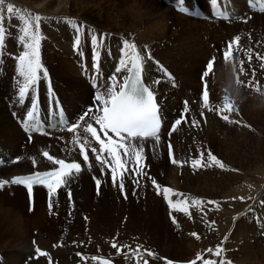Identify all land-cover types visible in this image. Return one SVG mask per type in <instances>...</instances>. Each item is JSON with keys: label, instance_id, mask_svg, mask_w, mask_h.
<instances>
[{"label": "bare ground", "instance_id": "obj_1", "mask_svg": "<svg viewBox=\"0 0 264 264\" xmlns=\"http://www.w3.org/2000/svg\"><path fill=\"white\" fill-rule=\"evenodd\" d=\"M23 1L27 2V0ZM43 1L45 0H35L34 3L32 2L30 4H35L36 2L40 4L43 3ZM80 1L81 0H69V3L75 5ZM85 1L89 2L91 0H83V2ZM199 1V3H197L196 0L190 1L191 4L189 5V7L186 4L185 0H176L173 4L180 2L182 5L179 7H186L190 9L194 7H200L206 10L208 0ZM128 3H130V5ZM67 4L68 2L66 3V5ZM225 4L228 11L231 12L232 17L241 16V23H246V21L251 20L254 16H264L250 11L246 6V0H225ZM124 5H127V7L124 9L121 15L115 16V21L113 20V23L124 21V23L128 22V24H130L129 27L138 26L144 23L150 24L148 17H151V13H149L148 10L143 9V6L145 5L144 0H132L124 3ZM131 9H136L138 11L133 13L135 16H132ZM99 17L100 16L98 15L97 18ZM68 19L70 20V18ZM187 19L199 22L198 20L190 18ZM82 20L83 18L80 17L79 21ZM211 21H213L214 23H220L219 21L215 20ZM108 22H110V20H108ZM84 23L87 24H82L81 22H72V25L68 26L67 28L66 25L65 27L61 26V29L64 31L60 35H57L56 39H52L50 41L51 43H49V45L47 46V50L51 46V49H53L52 55L57 56L59 59L63 60L62 62L64 63L68 61V58L70 56L71 63L75 64L78 61L76 60L77 57H79L80 54H85V51L87 49H90L91 51L95 52V60L92 64H94L95 67L98 68L99 74L104 75V77H108L106 74L110 75L115 73V68L117 65L116 62H120L121 60L118 57L119 48L116 44L117 40L113 38L115 34H113L111 31L112 29H118V31L121 30L122 32L125 27L122 26L123 28H121V26H119L118 24H114L115 26H112L108 23L109 25L106 28H100L99 26L90 24L87 21H84ZM78 26L80 30L77 33V31H75L73 27ZM167 26L170 27L171 22L168 20V18H165V25L163 27L166 29V31ZM162 33H164L163 30ZM77 36L79 37L78 49L76 46ZM93 36L97 38V41H99L101 37H105V39L103 40L102 44H98L93 42ZM10 37L12 36L5 33V42L3 44H0V158L6 163L4 167L5 169L0 168V170L4 169L0 171V180L5 181L17 175H23L33 171L52 168L53 166L50 161L38 157L37 152L42 149H48L47 151L49 152V154L55 159L65 158L68 161L79 160L82 164V168L81 172L77 174L71 182H69L71 190L70 202L69 200H66V198H60L61 200L58 199L63 186L57 191L56 195L52 196L55 204V209H59L61 211L62 217L64 216L63 211L64 213L65 211H71L70 217H68V219L65 218V220L61 219L60 216L58 217V220H53L52 218V222H49V227L50 229H54V227H56V231L43 229L44 225L42 224L44 223H41V221H37L36 223L34 222L32 225L38 227V233L34 244L30 242V239H28V241L24 240V237L28 235L26 233L28 232V230L25 229L26 227H24V224H22L21 220H19L17 211L15 209L10 210V208L8 210L6 208L5 210L0 208V218H2L1 216H5V218H2L1 222L2 226L5 228L4 231H2L3 235H0V247L9 249L8 252H0V264H144L145 260H147L148 264H166V262L169 260L172 261L173 264H188V261L185 263L186 260L192 261L198 254L207 252L206 250L210 248L215 250L217 247L214 248V246H219V243L222 242L220 245V255L218 257L215 255H209V257L207 258L216 261L217 264H220V262H225V260L229 256H232L231 253L227 254L228 257L225 256L226 248L231 247V245L228 244V241L234 242V245L232 244L231 248L234 249V247L237 246L240 249V252L242 251V253L244 254L243 257L245 258V260H249L246 259L249 258V254L254 255L253 259L258 260L259 257L264 259V210L261 211L259 205L261 201L260 197L262 193H264V184L261 186L259 185L260 190L255 195V201L250 204V206L243 209V211L238 215L233 214L234 212H236V209L233 210L234 206H225V209L227 210L225 212H222L224 220L220 221V225H222L223 227H219L217 225L219 220H217L216 218H212L216 217L218 213H209L208 210L206 211V208H208V206L206 205L202 208H199L192 204V200L200 199L202 197H205L206 195L210 196V199H212L213 197H219L218 194L220 189L216 182L222 178H225V176L230 179L229 182L235 179L245 178L244 174L242 176L233 171L232 166L230 169L226 167H224L223 169L217 167H202L199 169H192L190 166V161L192 159L200 158L201 153H203L205 157L204 159L206 161L207 158L205 155H207L210 149H212L210 145L217 144L216 152H219L218 156H224V158L229 160L230 165L233 164L232 152L233 145L235 148V143H232V136H234L235 132L231 134L232 129L237 128L241 135H243L242 137H240L241 141L246 142L248 141L247 128H249L250 125L253 126L252 124H255L256 122L255 117H257V113L255 112V108H253L255 112L254 115L252 114V106L248 107L246 105H243L245 102V96L252 95V92L245 91L246 89L242 92L241 90H238L236 93H239V95H241V98L239 96L238 99H235L229 97V95H232L230 90H224V85H221V87L219 85L216 87V95L219 97L217 98L221 103L219 104V101L218 103L215 102L217 100L216 99L214 100L215 104L208 105V107H204V101L201 102L200 100H195V102H193L194 98L190 92H188L187 94V99H184L187 100V106L189 108V111L186 114L187 122H182L178 126L179 130H181V144H177V146H175L176 144L174 145L173 143V145L177 147L175 149H177L178 151H176L177 156L174 155V158H177V161L180 158V161L183 162V166H181V168H179L180 166L178 167V169H181V175L183 176V178L181 177L182 187H180V189H182L183 191V195H175V198L173 197L174 199L170 197L169 198L173 203H177L178 200H184V198L186 197L188 201L185 203V205H189L191 209L188 217L187 215H183L180 211H176L174 208V210H170V206L167 207L166 210L162 207L161 204L159 205L157 203L159 197H156L157 189L152 184L153 179L155 181L160 180V182L157 184L160 185L161 188L163 185H171L173 187L179 186L177 184L178 181L169 182L167 178L164 179V177H161L162 175H159V178L157 177L160 173H163L164 176L168 174L171 169V163H168L167 158L164 156L165 152L163 146H160L159 144L157 146L153 145L150 147H148V145H143L144 142L150 141H154L155 143H157L156 138L145 140L137 139L132 142L137 150L141 148L143 150V159L140 161V166L142 167L143 174L137 178L138 183L135 181V186L132 184L134 186L132 187L129 185L127 179V177L130 178V173L128 171L124 173V191L128 196L125 199L121 196L122 194H120V180L118 179L115 187H112L110 185V183L113 184L110 179V169L105 170L103 165L97 164L93 161L95 154L93 155L91 148H96L97 152H99V149L91 141L89 142L90 139L88 140L86 138L82 129L69 133L67 131L60 132L55 130L49 132V136L47 137L49 138L48 140L46 139V137L33 136V142L31 144L26 143L25 136L21 133L16 124V119H24L25 113L28 110L36 91L39 93V97L43 102L44 107L46 108L48 105L47 85L49 84L60 98L68 114L70 115V118L80 120V118L87 112H85L84 109L83 112H81L82 110L79 107L81 104H85L84 96L82 94H77L86 93L87 96H92V94L90 93L92 92V89H90L89 87V89H87L85 87V81L82 82L80 80L71 78V76L69 75V70L63 68V66L50 65L49 59H51L52 57H45L46 51L44 52V50H40L42 65V69L40 73H38L40 78L38 79L37 83L29 90V93L26 94L24 101L20 102L19 91L15 90L11 86L7 88V76L5 72L3 73L4 68L2 69L1 66V64H7L6 62H4V57L6 56L7 50L13 48L15 44ZM12 38L18 39L17 37ZM155 39H159V42H163V44L151 45L150 47H153L152 52L147 51L148 49L145 50L146 46H144L143 44H135L133 41H131L130 43H134L137 47V51L141 53L144 76L146 81L151 85L157 95L161 114L164 118H169L176 115L177 112H183L185 106H176V104L178 103H176L174 98L170 95L173 94L171 90L164 89L163 91H166V93H163L162 91V95L168 96H163L161 98V93H159L154 80L158 78L162 83L166 84H171L175 81V77L171 72L173 71V68L169 63H167L166 60L173 59L172 54L174 52L177 53V58H180L186 51L187 43H182V40L179 41L178 38H172L167 36L166 34H162V36L158 35ZM145 42L151 43L150 39L146 40ZM168 44H171V47H165L166 49L163 50L162 46ZM120 45H122L121 42ZM19 46L21 47V49H23L22 42H19ZM43 46L44 44L40 43V48ZM57 52L58 55L56 54ZM156 54L161 55L158 57L159 59L153 60L152 58H149L150 56L152 57V55ZM84 61L85 63L87 62L86 60ZM84 61L82 62V64H85ZM158 61H161L164 65L169 66L170 72L172 74L171 81H169V79L165 78L162 75V70L159 71L158 66L154 65V63ZM119 66L120 65L118 64V67ZM79 71L77 70L76 73H79ZM44 72L47 73L46 77L43 74ZM121 75V79H117L118 83H122L124 76L127 75V70L125 69L120 73H117V76ZM94 76H96L95 73H92L91 77ZM11 80L13 84L22 85L23 78L19 76L17 71L15 75H11ZM64 82L66 83V85H63ZM69 86H71L72 88H69ZM222 87L224 88L223 93ZM177 88L175 90H177ZM230 88L238 89L233 86H231ZM101 89H98L94 93L100 91L102 92L103 90ZM173 96L176 98L178 95L173 94ZM226 96L228 97V102L232 106V112L223 111L225 105L224 98ZM168 97L169 99H163ZM171 98H173V100H171ZM2 99L6 100V103H4ZM193 103L195 104V106L193 105ZM86 106L89 107L88 104ZM80 112L81 114H79ZM173 112L175 113L172 115ZM202 112L204 114L203 117L201 116ZM222 114L230 115L229 119L232 121H238V123L228 124L227 121L222 120ZM193 120L199 121V124L197 126H194L192 123ZM92 121L93 120L89 116L86 117L85 121H78V123H80V125L82 126L84 122L89 123ZM208 121H212L210 123L211 130L205 132V125ZM163 130L164 129H162L158 134L159 142ZM258 140L259 141L256 142V151L254 153L261 156L260 154L264 151L262 148L263 140ZM85 141L89 142L90 144V147H86V149L89 151V153H87L89 156L88 162L80 160L81 155H78L77 152L78 148H80L82 145H85ZM138 143L140 145H138ZM19 144L22 148L17 150L18 153L16 155H13ZM47 151L42 150L41 154ZM179 153H181V155H179ZM251 153L249 152L246 155L244 154L245 159H247L250 156L249 154ZM17 155V164L10 163V157H16ZM102 155L106 160H109L106 153H103ZM121 155H123L122 150ZM124 159L128 160V163L126 165L128 169L133 167L132 163L134 161V158L128 159L127 157H124ZM248 160L250 161V159ZM261 162H263L262 159ZM108 163L110 164L111 161H108ZM246 164L244 163L240 165V169H238L239 173L241 170L246 171L244 169V167H246ZM31 167L34 168V170H32ZM11 168L13 170H11ZM256 169V171L261 169L264 172V163L261 166H256ZM259 173L261 174V172ZM85 175H87V178L85 177ZM263 175L264 174H256V177L254 176L252 177V179H260L263 177ZM91 177H95L94 180L99 179L101 181L99 189L100 193L98 194V196H92L90 192ZM202 178H205V181L207 183L205 184L207 185L206 194L200 193L201 190L199 185L195 186V183ZM251 186H253L252 183L251 185H249V187ZM187 188L189 189L188 191H190V194L187 193ZM18 190H21V188L10 187L9 191H3V193L8 192L6 194V196H8L6 199L10 201L14 200L18 196ZM39 190L40 189H38L37 191ZM132 194L134 195V198L130 197ZM64 197L67 196L65 195ZM247 201L248 197L246 196L242 203H245ZM137 203H139L140 205H137ZM249 211L252 212V214H250ZM26 215L30 216L31 213L27 212ZM251 216H257L255 217L257 219V223H254V218L250 220ZM86 217L87 219H85ZM167 218L172 219L170 220V222L173 221V218L177 219V222H187V224L184 225V228L181 230V232L184 233L181 236L185 235L186 238L177 239V237L166 236L164 238L160 236V239H155V235L158 233L159 229L164 232V224L166 226ZM186 218L188 219V221H186ZM211 221H216V224L214 223V227L212 228L208 227L209 225L212 226V224L209 223ZM12 224L14 225V227L11 228L13 232L9 228ZM85 228L88 229V232H84V230H86ZM193 232L197 233L199 238L191 235V233ZM116 238L118 239V241L119 239L124 240L127 238H133V240L138 241V243L140 242V245L138 247L139 251H136L138 252V254L133 257H127L125 255L119 256V250L112 247V244L116 241ZM164 239L165 244H163ZM2 241H4V243H2ZM206 244H208L207 247ZM227 244L228 246L226 247ZM187 246H189V248H186ZM192 246L195 248V251L193 254H190L189 250L190 248H193ZM37 248L46 252L48 255L40 256L37 252H35ZM149 251L154 255L148 256L147 253ZM189 256L191 258H188ZM80 257H84L86 261L84 263L81 262ZM93 257H95L96 259H93ZM197 264H202V262L198 261ZM225 264H227V262H225Z\"/></svg>", "mask_w": 264, "mask_h": 264}, {"label": "rangeland", "instance_id": "obj_2", "mask_svg": "<svg viewBox=\"0 0 264 264\" xmlns=\"http://www.w3.org/2000/svg\"><path fill=\"white\" fill-rule=\"evenodd\" d=\"M128 1H132V0H91L89 2H86V1L83 2V0H81L79 3L73 5V4L69 3V0H45V1H43V3H40V4H38V2H36L35 4H30L32 2L34 3L35 0H32V1L27 0V2H25L23 0H5V4L0 5V17H4L3 25L5 27V33L12 36V37L18 38V39H14V38L10 37L11 40L15 44H14L13 48L7 50V52H6V56L4 57L5 58L4 62H6L7 64H5V63L3 65L1 64L2 69L4 68L3 73L5 72L6 76H7V78H6L7 88L9 86H11L15 90L19 91V87L21 86V84H17V85L13 84V82L11 80V75H15L17 73V71H18V56L23 51V49H21V47L19 46V42H21V40L19 38L22 35L21 28L23 27V25L21 23H19V21L17 19H13L12 17H10L9 14L7 13L6 9H7V4H9V3H11L14 6V8L18 9L25 16L34 17L36 15H39L41 17V23H40V36H41V41H42L41 43L44 44L46 50L44 49V46L41 47L40 50H44V52L46 51L45 57H48V58L52 57L51 59H49L50 65H52V66H57V65L63 66V68L69 70V75L71 76V78H73L75 80H80L82 82L84 80L81 79V77H80L81 69L79 71V68L81 67V64L84 60L87 61L86 67L88 68V70H90V67H94V65H92V66L89 65L88 62H90L91 60H90V57H88V55L89 54L92 55L91 56V59H92L91 64H92L93 61L95 60V55H94L95 52L93 51L94 52L93 53V52H91L90 49H87L85 51V54H80L79 57H77L76 60H78V61L75 64L71 63L70 56H69V58L67 57L69 62L66 61L64 63V62H62L63 60L59 59L55 55H52L53 49H51V46H50L49 49L47 50V46L49 45V43H51L50 41L52 39H56V36L60 35L64 31L61 29L62 28L61 26L65 27V25H66V28H67L68 26L72 25V22H74V23H80L81 22L82 24H87V23H84V21H87L90 24H95V25L99 26L100 28H102V27L106 28L109 24H111L112 26L114 24L115 25L118 24L119 26H121V28H123L122 26H124L125 29L122 30V32H121V30H119L120 31L119 32L118 29H112V31H111L113 34H115L113 36V38L115 40H117L116 44H117V47L119 48L118 57L120 59H122V57H123L122 47H123V41L124 40H128L129 42L133 41L135 44H137V43L143 44L144 46H146L145 50L148 49L147 51H151V52L153 51V47L152 48L150 47L151 45H162L163 44V42H159L160 41L159 39H155L156 36H158V35L162 36V34H166L169 37L178 38L179 41L182 40V43H187L186 51L180 58H177V53L174 52L172 54L173 59H171V60L167 59L166 60L167 63H169L173 68V71H171V72L175 77L174 82L176 83V85H178L177 90L171 89L169 84L162 83L160 81V79H158V78H156L154 80V83H155L156 87L158 88L159 93H161L160 97L162 98L163 96H168V95H162V91L164 89L171 90V92L173 94L178 95L175 98L173 96V94H170L174 98L176 103L179 104V105L176 104V106L177 107H181V106L184 107L181 104V100L187 99L188 92H190L192 94V96L194 98L193 102H195V100H200L201 102H203V92L205 90L204 87L206 85L207 91H208V97H209L208 105H213V104H215V102L218 103V101H219V99H218L219 97L216 95V87L219 85H220V87H221V85H224L225 89L222 87V93H223V89L224 90H230L232 95L231 96L229 95V97H231V98H235V99L237 98L238 99L239 96L241 98V95H239V93H236L238 90H241V92H242L246 89L245 91L252 92V95L245 96V98H244L245 102L243 105H246L248 107L252 106V114L255 115V112L257 113V117H255L256 118L255 124L251 123L253 126L250 125V127L247 128V130H248V132H247L248 141H246V142L241 141L240 137H242L243 135H241V133L239 132V130L237 128L232 129L231 134L233 132H235L234 136H232V143H235V148L233 145V152H232V158H233L232 159V161H233L232 165L229 164V160L224 158V156L223 157L218 156L219 152H216L217 151V148H216L217 144H211L210 145V147L214 150L213 151L212 149H210L211 153L213 155H215L218 159H220L222 161V163H224L226 168L230 169L232 166L233 171L237 172L238 174H240L242 176H243V174L245 175V178L235 179V180H232L231 182H229L230 179H228L225 176V178H222L216 182L219 189H220L219 194H218L219 197H213V198L211 197L212 199H210L209 198L210 196L206 195L205 197H202L199 199L202 201V204L199 206V208H202L206 205L209 208V209L206 208V211L208 210V212L211 214L212 213H218L216 215V217H212V218L213 219L216 218L217 220H219L217 225L219 227H223L222 225H220V221L224 220L222 212H225L227 210L225 208L228 206H234L233 210L236 209V212H234L233 214L238 215L240 212L243 211V209L247 208L248 206H250V204H252L255 201L254 200L255 195L260 190V186L264 184V180H263L264 175L262 177L263 179L262 178L252 179V177H254V176L256 177V174L257 175L264 174L263 170H261V169L256 171L257 170L256 166L257 167L261 166L264 163V151H263V153L260 154L261 156L254 153L256 151V145H257L256 142L259 141L258 139L263 140V147L262 148L264 150V112H263L264 111V16H261V17L260 16H254L251 20L246 21V23L245 22L241 23L240 20H236L234 22H231L230 24L218 23V22L214 23L213 21H209V20L204 21V22H202V21L197 22V21H191V20L179 15V13H177L174 10V8H172L173 4L168 3V2L174 3L176 0H144L145 5L143 6V9L148 10V12L151 13V17H148L150 24L144 23V24H141L138 26L129 27L130 24H128V22L124 23V21H122L119 23H117V22L113 23L115 16L121 15L123 13L124 9L127 7V5L128 4L130 5V3H128L126 6L124 5V3H127ZM166 1H168V2H166ZM185 1H186V4L189 6L191 4L190 1H192V0H185ZM67 2H68V4L66 5ZM196 2L199 3L200 1L196 0ZM48 4H51V5H48ZM176 5L179 6V5H181V3H176ZM131 11H132V16H135L133 13L138 12L136 9H134V10L131 9ZM98 15L100 16L99 18H97ZM13 16H15V13L13 14ZM80 17L83 18L82 21H79ZM68 18H70V20ZM165 18H168V20L171 22V26L170 27L167 26V31L163 27L165 25ZM108 20H110V22H108ZM73 28L76 31L77 27H73ZM136 28H138V29H136ZM162 30L164 31V33H162ZM237 38H238V40H237ZM148 39H150L151 43L145 42ZM120 42L122 43V45H120ZM153 42H155V43H153ZM229 42H233V51H232L231 55L229 56L228 60H225L223 53L225 50H227V46H228ZM169 46L171 47V44L162 46V48H163V50H165L166 49L165 47H169ZM176 48H178V47H176ZM56 54L58 55V52ZM160 54H162V53H160ZM160 54L159 55L158 54L152 55V57L150 56L149 58H152L153 60H157V59H159L158 57L161 56ZM249 56H251V61H249ZM79 58H80V60H79ZM213 58H215V60H214L212 71L209 72V75L207 77H205V79H202L203 73L207 70V67H206L207 63L210 60H212ZM40 59H41V56H40ZM79 62H80V64H79ZM117 62H116V64H117L116 68L118 67V64L120 65V62H118V63ZM154 65L158 66L159 71L162 70V68H164V67H166L167 69L170 70L169 66L164 65L161 61L155 62ZM77 70L79 71V73H76ZM55 75H56V73H55ZM106 75L111 76V77H113L115 75L117 77V79H121V77H122V75L117 76L116 72L113 74H110V75H108V74H106ZM110 81H111L110 77L107 78L106 84H108V85L105 86V88L101 89V90H103L102 92L101 91L96 92V93H94L93 91L90 92L92 94V96H87L86 93H84V94L78 93L77 94V95L82 94L84 96L85 104H81L82 106L80 105V107H79L82 110L81 112H83V109H86L85 106L87 104L88 105L90 104L91 107H96L93 103L92 97L95 98V96L98 93L106 92L107 88L111 86ZM237 81H239V83ZM22 84H23V80H22ZM63 85H66V83L64 82ZM84 85L87 89L90 88L89 86L86 85V83ZM225 85H227V86H225ZM231 86L236 87L238 89L230 88ZM226 87L227 88L229 87V88L227 89ZM64 88H65V86H64ZM69 88H72V87L69 86ZM163 93H166V91H163ZM215 96H216V98H215ZM249 96H251V97H249ZM173 98H171V100H173ZM28 99H29V97H28ZM163 99H169V97L163 98ZM214 100H216V101L214 102ZM2 101L4 103H6V100L2 99ZM220 103L221 102L219 101V104ZM193 105L195 106L194 103H193ZM243 108H244V106H243ZM253 108H255V112H254ZM81 112L79 114H81ZM174 113L175 112H173L172 115ZM178 113L179 112H177L176 114H178ZM224 115H228V114H224ZM258 115H259V117H258ZM171 117H169V118H171ZM229 117H230V115H229ZM211 122L212 121L206 122L205 132H208L209 130H211V128H210ZM167 123H168V120H167ZM227 123L229 124V122H227ZM178 126H177L175 131H172V128L168 123L167 128L163 133L164 140L162 139V137H161L162 134H161L160 142H157V143L154 142L153 145L157 146L159 144L160 146H163V149L165 152L166 151L165 147L168 151L169 150V144H171L172 153L175 156H177L178 151H177V149H175V148H177L175 146H177V144L178 145L181 144V140H180L181 130H179ZM84 128H85V126H83V129ZM161 142H162V144H161ZM254 142H255V144H254ZM26 143L29 144L30 142L26 139ZM144 143H147V142H144ZM173 143H174V145L175 144L176 145L174 146ZM249 143H250V145H249ZM138 145H140V144L138 143ZM251 146H252V148H251ZM148 147H150V146H148ZM21 148L22 147H20V144H19L18 148L15 150L13 155H16L18 153L17 150H19ZM150 149H147V150H150ZM42 150H48V149H42ZM42 150H40V151H42ZM219 150H221V149H219ZM40 151L37 152L38 157H42ZM78 151H79V149H78ZM249 152L250 153L253 152V153L249 154L250 156L247 159H245V155ZM166 155H167V153L165 152L164 156L167 158ZM179 155H181V153H179ZM205 156L207 158V155H205ZM257 156L259 157L260 160L258 159ZM17 157H18V155L16 157H10V162L14 163V160H17ZM173 158H174V156H173ZM248 159H250V161ZM256 159L258 160V162ZM261 159L263 162H261ZM167 160H168V163H171V160L169 158H167ZM176 160H177V158H176ZM178 161H180V158L178 159ZM244 163L245 164L247 163L246 167H244V169L246 171L241 170L239 173L238 169H240V165L244 164ZM256 163H259V164H256ZM132 164L134 165V161ZM178 167L181 168V164L178 163V164L174 165L171 163V169H170L168 174H166L164 176L163 173L162 174L160 173L157 176L159 178L162 175L161 177H164V179L167 178L169 182H172V181L177 182L178 181L177 184L179 187H173L171 185H168V186L163 185L161 190H160V194L156 193V197H159V200H160V201L157 200V203L159 205L161 204L162 207L165 208L166 210H167V207H169V205H168V201L163 199L162 189L164 187L171 188L173 190V192H175L177 194L178 193L183 194L182 189H180V187H182L181 177L183 178V176L181 175L182 174L181 169H178ZM105 169H107L106 166H105ZM2 170H4V169H1L0 171H2ZM11 170H13V169L11 168ZM131 170H132V167L128 169V172L130 173V178L127 177V179H128L129 185L134 187L135 181H137L138 177L137 176L134 177L135 175L131 174ZM259 172H261V174ZM230 173H231V171H230ZM251 180H253V181H251ZM92 182L93 181L91 179L90 180V192H91L92 196H98L97 190L96 189L93 190L94 188H93ZM156 182L159 183L160 180H156ZM251 183L253 184V186L249 187V185H251ZM205 184H207L205 181V178H202L201 180H199L198 182L195 183V186L196 185L200 186V190H201L200 193H204V194L207 193L206 192L207 185H205ZM110 185L112 187H115L112 183H110ZM5 188H6V190H4V191H7V187H5ZM188 190L189 189L187 188V193L190 194V191H188ZM18 191H19L18 196L14 200H10V201L6 199L8 197V196H6V194L8 192L3 193V191L2 192L0 191V202H1L0 208H2L4 210H5V208L7 210L10 208V210L15 209L17 211V215H18L19 220H21L22 224H24V227H26L25 229L28 230V232H26L28 235H26L24 237V240L28 241V239H30L31 240L30 242H32L33 244L35 243V239H36L37 233H38V229H37L38 227L35 225H32L34 222L36 223L37 221H41V223H44V224H42L45 227V228L43 227V229L56 231L57 230L56 227H54V229H52V228L50 229V227H49V222H52L51 219L53 218V220H55V219L58 220V217L60 216L61 219L65 220V218L68 219V217H70V215H71V211H65V213L63 211L64 216L62 217L61 211L59 209L58 210L55 209V207H54L55 204H54L53 199L47 200L44 196V192L38 193V197H36V207L33 211H30V210H28L23 190L21 189ZM66 191H67V196H69L68 193L69 192L71 193L69 185H67L66 187H64L61 190L60 196L58 199H60V198L65 199L66 198V200H69V202H70L71 199H69L68 197H64L66 195ZM169 195H171V193ZM121 196L125 199V197L123 195H121ZM133 196L134 195L132 194L130 197L134 198ZM246 196L248 197V201L245 203H242ZM173 197L175 198V195L172 194L170 196V198L174 199ZM241 198H243V199L241 200ZM184 200L188 201L186 199V197L184 198ZM260 200L261 201H260L259 205H260L261 211H263L264 210V193H262ZM50 201L52 203L51 210L49 208ZM208 201H214L215 203L209 204V203H207ZM173 204H176V203H173ZM137 205H140V204L137 203ZM154 205H155V203H154ZM184 207H186L188 209V211L187 212H181L180 211V212L183 215H187L189 217V214L191 211L190 206L184 204ZM53 208H54V210H53ZM169 208H170V210L175 209V208L173 209L171 207H169ZM204 211H205V209H204ZM27 212L31 213V215L27 216L26 215ZM250 214H252V212H250ZM1 217L5 218V216H1ZM46 217H47V219H46ZM255 217H257V216H251L250 220L252 218H254V223H257V219ZM2 218H0V235H3L2 231H4V228H5L1 224ZM167 220H166V226L164 224V227H165L164 232L159 229L158 233L155 235V239H160V236H162L164 238L166 236L177 237V239L186 238L185 235L181 236L182 234H184L181 232V230L184 228V225H186L187 222H185V221L183 223L177 222L176 224H174V223L170 222V220H172V219L167 218ZM176 221H177V219H176ZM186 221H188L187 218H186ZM212 222H214L216 224V221H211L209 223L212 224V226L209 225L208 227H210V228L214 227L213 226L214 223H212ZM221 223H223V222H221ZM12 227H14L13 224L9 227L11 231H12V229H11ZM85 231L88 232V229L84 230V232ZM4 241H2V243H4ZM115 243L117 244V249L119 250V256L125 255L127 257H133L136 254H138V252H136V251L140 245V242L138 243V241L133 240V238H131V239L127 238L124 240L119 239V241L116 238ZM221 243L222 242L219 243V246L221 245ZM163 244H165V239L163 240ZM200 244H202V243H200ZM228 244L231 245V247H232V244L234 245V242L228 241ZM228 244L226 245V247L228 246ZM52 245H53V243H52ZM193 246H195V245H193ZM198 246H199V244H198ZM207 246H208V244H206V247ZM215 247H217V246H214V248ZM231 247H227L228 248V250L226 248L227 253L225 252L226 257H228L227 254H229V253L232 254V256H229L225 260V262H227V264H264V259H262L261 257H259L258 260L253 259L254 258L253 254H251L252 256L249 254V258H246L249 260H245V258L243 257L244 254L242 253V251L240 252V249L237 246H236L237 248L234 247V249ZM186 248H189V246H187ZM8 250L9 249H7V248H4V247L1 248L0 247V252H3V251L8 252ZM194 251H195L194 247L190 248V250H189L190 254L191 253L193 254ZM206 254H207V252L201 253V255H204L205 259H207L209 257V254H207V255ZM188 258H191V257L189 256ZM80 260L83 263L86 261V259L84 257H80ZM190 260H192V259H190ZM187 261L189 264V262H190L189 260H186L185 263Z\"/></svg>", "mask_w": 264, "mask_h": 264}, {"label": "snow or ice", "instance_id": "obj_3", "mask_svg": "<svg viewBox=\"0 0 264 264\" xmlns=\"http://www.w3.org/2000/svg\"><path fill=\"white\" fill-rule=\"evenodd\" d=\"M213 4L217 3V0H212ZM5 0H0V5H4ZM7 13L13 19H17L19 23L23 25L21 28L22 35L20 40L23 44V51L18 56V74L23 78V84L19 87V100L24 101L26 94L29 90L37 83L40 78L38 73L42 69L41 59H40V23L41 17L36 15L25 16L18 9L9 3L7 4ZM185 11V9H181ZM15 13V16L13 14ZM4 17H0V44L5 42V27L3 25ZM80 28L77 27L76 31L79 32ZM105 37H101L99 41L93 36V42L102 44ZM238 40V38H237ZM77 49L79 48V37L76 39ZM233 51V42H229L227 50L224 51L223 56L225 60H228L229 56ZM123 57L120 60V66L115 69L116 73H120L123 70H127V75L124 76L122 83L117 82V77L114 75L111 77V86L107 88L106 92L98 93L95 96V101L97 102V107L95 109H89L87 113L80 118V121H85L86 117H91L94 124L98 126L94 127L93 123H87L84 128V132L90 134L92 139L99 145V152L96 148H91L92 153L95 154V159L100 162V164H108L111 172V179L113 185H116L117 180H120L119 190L120 193L127 198L124 192L123 175L128 171L126 167L128 159L134 158V165L131 170V174L139 177L143 174L142 167L140 166V161L142 157V148L137 150L133 145V141L140 139L144 140L147 138L155 137L157 142H159V130L161 127V119L159 116L158 103L156 101L154 92L146 87L142 82V57L141 53L137 51V47L134 43H130L128 40L123 41L122 47ZM95 55V53H94ZM215 58L207 63V70L203 73V77H207L209 72L213 69ZM249 61H251V56H249ZM47 76V73H43ZM239 83V81H237ZM118 88V90H117ZM208 91L205 85V90L203 92L204 107H208ZM225 105L224 110L230 112L232 109L231 104L228 102V97L224 98ZM189 108L187 102H185V107L181 117L176 119L172 125V131H175L177 126L182 122L186 121V114ZM35 113H36V102H32V109L27 113L26 121V131L35 130L38 125L35 124ZM203 117V112L201 113ZM221 118L229 123H238V121H232L229 119V115H223ZM193 125L197 126L199 121L193 120ZM81 125L80 123L73 124L68 128L69 132L76 131ZM103 134V137L100 135ZM86 147H90L89 142L85 141V145L80 147V155L85 162H88L89 156L86 151ZM121 150L123 155H121ZM103 153H107L108 158L111 163H108L103 157ZM44 157L47 158L53 165L58 167L47 172H36L32 175L25 177L14 178L11 183L17 185H24L28 192L31 194L33 185L40 184L46 187L49 196L52 197L57 194L58 189L62 186H66L71 182L74 177L81 172V165L78 162H66L64 159H55L49 153L44 152ZM171 163L181 164L183 162L177 161L173 158L172 146L169 144L168 153ZM190 166L192 169H199L202 167H217L223 169L225 167L224 163L218 159L211 151L207 154V160L205 161L203 153L200 154V158L192 159L190 161ZM138 183V181H136ZM97 187V194H99V189L101 181L99 179L95 180ZM153 186L157 189V193L160 194L161 186L157 182L152 180ZM163 198L168 201L171 208H175L177 211L187 212L188 209L183 205L187 202L186 200H178L176 204H173L172 200L169 198V194L173 195H183L174 193L171 188L164 187L162 189ZM135 194V193H134ZM69 199H71V193H68ZM243 198H241L242 200ZM207 203L213 204L214 201H208ZM192 204L199 207L202 201L199 199L192 200ZM52 203L50 201L49 208L51 209ZM87 219V217L85 218ZM174 224L177 223L176 219L173 218ZM214 223V222H212ZM191 235L196 236L197 233H191ZM113 248H117V244L114 242L112 244ZM139 251V249H137ZM207 254L219 256L221 252L220 246H217L215 250H206ZM36 252L40 256H47L48 254L41 249L37 248ZM79 255V253H78ZM148 256H153L152 252L147 253ZM93 259H96L93 257ZM201 261L202 264H217L216 261L205 259L204 255L198 254L196 258L189 262V264H197ZM144 264H148L147 260ZM166 264H173L172 261H167ZM220 264H225V262H220Z\"/></svg>", "mask_w": 264, "mask_h": 264}]
</instances>
